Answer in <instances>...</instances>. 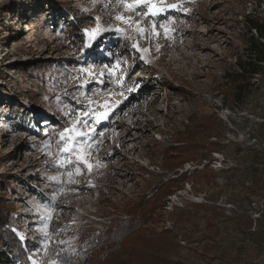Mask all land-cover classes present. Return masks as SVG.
I'll return each instance as SVG.
<instances>
[{
    "label": "rangeland",
    "instance_id": "1",
    "mask_svg": "<svg viewBox=\"0 0 264 264\" xmlns=\"http://www.w3.org/2000/svg\"><path fill=\"white\" fill-rule=\"evenodd\" d=\"M153 3L0 0V216L29 264L123 233L141 263L264 264V80L242 102L225 80L264 0Z\"/></svg>",
    "mask_w": 264,
    "mask_h": 264
},
{
    "label": "trees",
    "instance_id": "2",
    "mask_svg": "<svg viewBox=\"0 0 264 264\" xmlns=\"http://www.w3.org/2000/svg\"><path fill=\"white\" fill-rule=\"evenodd\" d=\"M185 5L188 4L185 3ZM95 17L96 12L91 14L82 12L79 13L76 19L74 36L77 38L78 45L85 51H87V48L84 30L87 29V25L95 24L93 20ZM74 18H76L75 14ZM246 24L249 28L250 36L247 39L244 54L236 60V70L228 72L225 76L226 83L231 88V96L237 102L244 101L253 92L252 90L255 85L254 78L264 80V18H247ZM104 46H107V44H104ZM175 174L178 175L177 173ZM186 177V175L181 178L172 177L167 181L169 183L167 184L166 182L167 185L165 188L167 189L165 190V195L173 193L168 189L170 188V183L171 186L178 182L184 183L187 179ZM137 206L141 209L145 206L148 207V203L146 201L145 203L140 202ZM132 213L134 211L130 210L128 215L131 216ZM15 221L14 215L10 213L0 216V242L6 246L5 251H0V260L9 261L13 258L18 264H29L28 256L38 251V245L34 240H29L28 237H22ZM126 237L127 233H123L112 247L110 243H112L113 238L105 242V239H107L105 235H94L91 240L86 241L80 252L60 256L57 264H76L77 260H86L87 263L91 264L96 262V259L98 260L102 257L103 259L113 257L117 264H175V262H167L159 255V251L155 249L148 251L154 259L145 263L137 262L132 258V255L129 257V254L124 252L123 241H125ZM149 242L147 240V243ZM113 253L116 254L113 255Z\"/></svg>",
    "mask_w": 264,
    "mask_h": 264
},
{
    "label": "snow or ice",
    "instance_id": "3",
    "mask_svg": "<svg viewBox=\"0 0 264 264\" xmlns=\"http://www.w3.org/2000/svg\"><path fill=\"white\" fill-rule=\"evenodd\" d=\"M137 3H148V4H151L153 8H155V4L153 3V0H137ZM159 11H164V9H159ZM153 15H155V12L153 13ZM67 139H72V137L69 136ZM76 142L79 143L80 141L77 140ZM66 151H68V149H66Z\"/></svg>",
    "mask_w": 264,
    "mask_h": 264
},
{
    "label": "bare ground",
    "instance_id": "4",
    "mask_svg": "<svg viewBox=\"0 0 264 264\" xmlns=\"http://www.w3.org/2000/svg\"><path fill=\"white\" fill-rule=\"evenodd\" d=\"M79 190H82V189H79ZM80 192V191H79Z\"/></svg>",
    "mask_w": 264,
    "mask_h": 264
}]
</instances>
